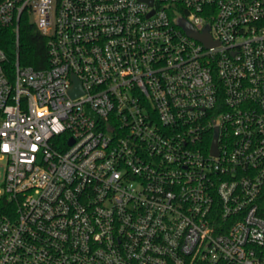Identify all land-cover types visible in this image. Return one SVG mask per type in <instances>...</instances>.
Returning a JSON list of instances; mask_svg holds the SVG:
<instances>
[{
    "label": "built area",
    "instance_id": "built-area-1",
    "mask_svg": "<svg viewBox=\"0 0 264 264\" xmlns=\"http://www.w3.org/2000/svg\"><path fill=\"white\" fill-rule=\"evenodd\" d=\"M24 13L48 67L0 48V264H264V0H0L16 44Z\"/></svg>",
    "mask_w": 264,
    "mask_h": 264
},
{
    "label": "trees",
    "instance_id": "trees-1",
    "mask_svg": "<svg viewBox=\"0 0 264 264\" xmlns=\"http://www.w3.org/2000/svg\"><path fill=\"white\" fill-rule=\"evenodd\" d=\"M18 43L12 27L0 29V48L6 54V65L10 66L17 59L22 66L35 70L48 67L46 37L30 21L27 13L20 16L18 23Z\"/></svg>",
    "mask_w": 264,
    "mask_h": 264
},
{
    "label": "water",
    "instance_id": "water-1",
    "mask_svg": "<svg viewBox=\"0 0 264 264\" xmlns=\"http://www.w3.org/2000/svg\"><path fill=\"white\" fill-rule=\"evenodd\" d=\"M179 22H180V24L186 29V31L188 32V34L189 35H191L192 37H194V38H196V39H198V40H202V41H204V43H206V44H209V40H208V36H207V33H203V34H201V33H196L191 27H190V25L188 24V23H186L185 22V20H183V19H180L179 20ZM79 83H78V81H76L75 80V85H78ZM70 92L72 93V94H74V93H76V92H78L76 89H72V90H70ZM213 150H215V143L213 142Z\"/></svg>",
    "mask_w": 264,
    "mask_h": 264
}]
</instances>
